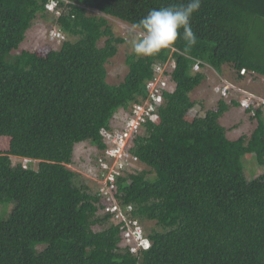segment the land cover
<instances>
[{
	"label": "trees",
	"instance_id": "trees-1",
	"mask_svg": "<svg viewBox=\"0 0 264 264\" xmlns=\"http://www.w3.org/2000/svg\"><path fill=\"white\" fill-rule=\"evenodd\" d=\"M64 1L56 18L47 0H0V204L12 205L0 213V264H264V173L249 180L242 161L255 154L264 165L263 115L237 139L220 122L231 107L223 100L188 115L202 105L191 95L207 79L193 71L194 58L220 74L230 65L240 80L242 69L264 76V0H201L191 18L196 45L185 51L178 38L175 50L129 55L117 85L107 64L125 40L108 16L136 25L152 9L188 0ZM47 15L66 39L58 49L22 50L34 21ZM169 58L175 89L134 140L141 168L118 181L120 203L132 204L142 225L159 227L138 258L118 247L121 231L101 214L105 202L69 166L76 145L105 148L101 129L146 96L154 65Z\"/></svg>",
	"mask_w": 264,
	"mask_h": 264
},
{
	"label": "built area",
	"instance_id": "built-area-1",
	"mask_svg": "<svg viewBox=\"0 0 264 264\" xmlns=\"http://www.w3.org/2000/svg\"><path fill=\"white\" fill-rule=\"evenodd\" d=\"M60 1L47 0L46 12L56 18L62 16L64 12L60 7ZM64 2L69 4L72 0ZM48 36L51 42L58 45L66 39L64 32L56 26L51 28ZM194 61L193 71H202L204 63L195 58ZM175 69L174 58L154 65V75L145 85L146 96L133 103L128 111H119L112 121L111 129H101L100 136L105 148L98 150L95 147V154L87 164L83 165L85 176L95 185V193L105 202L101 214L109 215L110 220L120 228L122 239L118 247L138 258L141 253L151 248L152 241L140 220L134 216V206L132 204L123 206L120 203L117 196L118 181L141 168L140 160L131 152V148L134 140L144 134L146 124L158 121L165 93L175 89V83L172 80ZM240 73L248 75L250 83L259 80L264 85V76L246 69H242ZM213 90L220 99L227 103L237 101L239 108L250 119H256L258 113L264 117V91L248 90L225 78H220L218 84H213ZM204 114V109L198 103L188 113L191 117H201Z\"/></svg>",
	"mask_w": 264,
	"mask_h": 264
},
{
	"label": "rangeland",
	"instance_id": "rangeland-1",
	"mask_svg": "<svg viewBox=\"0 0 264 264\" xmlns=\"http://www.w3.org/2000/svg\"><path fill=\"white\" fill-rule=\"evenodd\" d=\"M89 13L98 14L97 11L89 10ZM110 25L113 27L114 33L116 36H119L125 40L124 43L119 45V52L118 54L112 58L109 63L107 64L108 69V82L113 85H117L124 81L129 68L127 65V57L131 54H133L130 50V46L127 43V40L133 32L138 33V29H133V25L128 24L126 22L120 21L117 18L108 16ZM55 26V23L53 22V17L50 15H47L46 17L38 16L37 19L34 21L32 27L27 32L26 40L21 45V49H28V50H35L40 47L45 46L48 44L53 49H58L60 46L56 43L51 42L48 32ZM67 39H72L69 36H67ZM104 39L100 41L99 45H104ZM210 80H206L205 84H203L199 89H197L195 92H193V98H195L196 101H202L205 102L203 99V93L205 91H208L213 84H218L220 82V78H225L231 82L237 83L241 85L242 87L248 89V90H255L259 92L264 91V85L261 81H254L249 82V76L244 75L245 79L239 81L238 79V73L237 71L230 65L224 66L223 72L220 74L217 71H215L213 68H211L208 65H205L204 69L202 70ZM217 72V73H216ZM239 81V83H238ZM219 97L214 96L213 99V105L212 103L205 102L206 104L202 106L204 111L214 108L217 106L218 102L222 99H218ZM224 101V100H223ZM226 102V101H225ZM237 103V101H234L232 103H228L230 106H234L233 103ZM227 103V102H226ZM213 106L209 107L208 106ZM239 107V106H237ZM206 108V109H205ZM220 122L222 125H224L228 130V137L230 139H237L240 136L246 134L251 135L253 130L256 128L257 123L256 121L252 120L247 116L245 118L240 116V113L238 109L235 107V109L231 110V112H228L224 118L222 117L220 119ZM95 147L89 142H82L75 147V153H74V159L73 164L69 167L78 173L80 183L84 182L91 188V192L95 193V185L91 183V181L85 176V172L83 170V165L87 164V162L90 161V158L95 154ZM243 165H244V171L246 177L250 180L255 177H258L259 175L264 173V165H260L257 162L255 154H248L243 159ZM18 162H23L24 165L33 166L34 168H37L38 162L32 161L28 159H19V158H13V163L17 164ZM12 208V205L5 206L3 204H0V213H3L4 211L10 212ZM143 227L148 235L150 230L152 228H158L155 224V222H143ZM102 227L98 226L95 227V230H101Z\"/></svg>",
	"mask_w": 264,
	"mask_h": 264
},
{
	"label": "clouds",
	"instance_id": "clouds-1",
	"mask_svg": "<svg viewBox=\"0 0 264 264\" xmlns=\"http://www.w3.org/2000/svg\"><path fill=\"white\" fill-rule=\"evenodd\" d=\"M201 0H188L186 4L170 5L152 9L133 29L138 33L130 34L127 43L137 57H151L161 50H175L179 39L185 42V51L197 43V36L192 30L191 18L200 9Z\"/></svg>",
	"mask_w": 264,
	"mask_h": 264
},
{
	"label": "crops",
	"instance_id": "crops-1",
	"mask_svg": "<svg viewBox=\"0 0 264 264\" xmlns=\"http://www.w3.org/2000/svg\"><path fill=\"white\" fill-rule=\"evenodd\" d=\"M217 73V72H216ZM206 80H210V78H208V76H207V79ZM206 80L198 87V88H196L195 90H194V92L197 90V89H199L203 84H205V82H206ZM239 81H241L240 79H238ZM239 81H238V83H239ZM209 90L208 91H205L204 93H203V99H204V101L205 102H207V104L208 103H212V105H213V100H215V99H213L214 98V96H217L215 93H214V90H213V85H211V87L210 88H208ZM191 97H192V99L194 100V101H196L195 100V98H193V94L191 95ZM218 97V96H217ZM219 99V98H218ZM197 102H200L202 105L201 106H203V105H205L206 103L205 102H202V101H197ZM208 106V108L210 107H213V106ZM238 106V104L236 105V106H231L230 107V109H229V111L228 112H231V110H233V109H235V107L238 109V111H239V113H240V116H242V117H244L245 116V118L247 117V114L243 111V110H241L239 107H237ZM206 109V108H205ZM227 112V113H228ZM227 113H225L224 114V116L227 114ZM224 116H223V118H224Z\"/></svg>",
	"mask_w": 264,
	"mask_h": 264
}]
</instances>
